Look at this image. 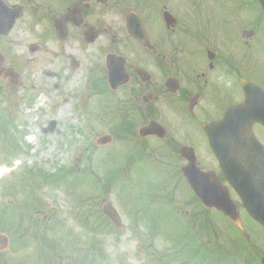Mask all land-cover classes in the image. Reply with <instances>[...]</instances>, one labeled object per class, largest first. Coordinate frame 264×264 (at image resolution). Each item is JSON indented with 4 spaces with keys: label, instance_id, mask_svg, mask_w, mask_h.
Listing matches in <instances>:
<instances>
[{
    "label": "rangeland",
    "instance_id": "obj_1",
    "mask_svg": "<svg viewBox=\"0 0 264 264\" xmlns=\"http://www.w3.org/2000/svg\"><path fill=\"white\" fill-rule=\"evenodd\" d=\"M232 1L205 3L221 13ZM172 5L186 18L185 0ZM29 17L0 40V232L11 241L0 264H262L260 225L245 219L247 243L216 212L179 217L156 174L140 169L137 125L112 112L105 94L107 41L45 40L46 25ZM103 136L113 139L107 148L97 145ZM106 202L123 228L104 215Z\"/></svg>",
    "mask_w": 264,
    "mask_h": 264
},
{
    "label": "flooded vegetation",
    "instance_id": "obj_2",
    "mask_svg": "<svg viewBox=\"0 0 264 264\" xmlns=\"http://www.w3.org/2000/svg\"><path fill=\"white\" fill-rule=\"evenodd\" d=\"M4 1L23 8L19 24L29 12L31 22L46 25L41 33L45 40L90 45L107 41L99 69L110 110L137 125L140 169L147 167L146 171L156 174L175 215L197 211L201 218L202 213L216 212L230 221L218 210H207L193 192L185 171L194 160L208 174L201 177L200 186L218 182L229 188L241 218L253 221L215 157L205 127L220 123L230 110L246 102L243 83L264 89V11L259 0L232 1L221 13L208 11L205 0H185L184 19L172 13V0H60L58 4L26 0L20 5ZM147 1L148 6L144 5ZM131 15L142 22L144 30L135 20L137 31L147 37L144 43L133 38L128 28ZM57 24L66 36L59 33ZM7 37L0 36V40L9 41ZM111 68L116 69L117 86L112 85ZM259 113V109H240L234 122L248 124L249 134L264 146V126L254 122ZM148 127L146 134L141 133ZM234 153L253 156L256 151ZM241 164L248 168L247 162ZM247 178V172L235 173L232 181L246 187ZM176 205L186 208L176 209ZM239 231L248 243L249 232ZM9 258L5 253L0 262Z\"/></svg>",
    "mask_w": 264,
    "mask_h": 264
},
{
    "label": "water",
    "instance_id": "obj_3",
    "mask_svg": "<svg viewBox=\"0 0 264 264\" xmlns=\"http://www.w3.org/2000/svg\"><path fill=\"white\" fill-rule=\"evenodd\" d=\"M264 8V0H260ZM20 16V10H11L0 0V34L7 35L12 30L16 19ZM130 31L134 32L132 25H129ZM140 38V34L136 35ZM111 75L114 73V69L111 68ZM115 74V73H114ZM115 82V78L113 80ZM255 100V97H253ZM250 101V100H249ZM261 108L264 111V99L261 100ZM256 120L261 121L264 125V114L260 115ZM248 125H241L237 129V134L233 131L231 124V113L228 114L226 120L220 124L207 126L206 131L209 136L212 148L217 155L223 169L225 170L228 178L231 180L230 173H241L235 161L240 163H248V171L251 174L253 184L247 181L245 186H237V191L241 194L244 205L249 214L259 223L264 226V153L263 148L258 142L250 136L248 137ZM145 132V130H143ZM245 133V134H244ZM245 135V136H244ZM247 135V137H246ZM255 141V142H254ZM100 145H106L110 143V139L105 137L99 140ZM256 150V155L242 156L241 154L234 153L236 150ZM264 151V150H263ZM198 171L194 166H190L188 171H185L188 179L208 208L216 207L223 211V213L231 218V220L239 227H241V220L239 213L235 205H233L229 199L228 191L221 187L219 183L210 184L215 186L214 188H199L197 181L190 177L192 171ZM224 199V201H223ZM103 212L119 227L122 226L121 218L117 211L114 209L111 203H107ZM9 247V240L6 236L0 234V253ZM264 264V260H263Z\"/></svg>",
    "mask_w": 264,
    "mask_h": 264
},
{
    "label": "bare ground",
    "instance_id": "obj_4",
    "mask_svg": "<svg viewBox=\"0 0 264 264\" xmlns=\"http://www.w3.org/2000/svg\"><path fill=\"white\" fill-rule=\"evenodd\" d=\"M51 74H49V76H50ZM61 113H63V112H61Z\"/></svg>",
    "mask_w": 264,
    "mask_h": 264
}]
</instances>
